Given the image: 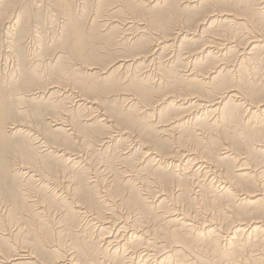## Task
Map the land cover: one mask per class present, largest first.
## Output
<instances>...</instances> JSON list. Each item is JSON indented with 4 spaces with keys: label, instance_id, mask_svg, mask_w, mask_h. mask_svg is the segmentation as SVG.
I'll return each instance as SVG.
<instances>
[{
    "label": "bare ground",
    "instance_id": "1",
    "mask_svg": "<svg viewBox=\"0 0 264 264\" xmlns=\"http://www.w3.org/2000/svg\"><path fill=\"white\" fill-rule=\"evenodd\" d=\"M149 4L160 5L163 13H159L156 26L147 18L143 26L135 24L139 31L132 36L140 45L138 50L127 49V45L133 44L129 39L128 44L123 42L126 44L123 51L121 46L116 56L111 53L109 67L92 63L87 68L90 73L81 74H105V80L124 86L123 77L131 71L137 72L139 65L156 66V71L145 70L143 76L140 73L138 82L131 79L136 90L127 88L129 92L124 91V96L119 97L124 102L133 101L128 105L131 108L123 112L126 115L124 125L113 111L103 108L102 102L91 96L101 108L95 109L100 112L98 116L91 113L92 116L85 119L86 122L94 119L101 129L94 135L91 136L93 132L82 134L87 124L77 120L80 117L77 114V117L70 116L71 128L49 130L63 139L55 136L49 141L43 136V142L36 141L37 145L43 143L38 146L34 138L25 139L31 148L24 151L23 163L15 167V172L21 171L31 184L39 183L33 192L34 188H26L21 180L17 189L20 193L26 191L25 196L22 201H13L8 209V215H16L14 207L21 211L25 207L23 203L28 205V213L22 212L26 216L19 217L30 221L27 238H22L19 244L15 241L24 230L23 224L22 227L18 225L17 215L9 216L8 222L6 216L5 221L0 215V256L5 264H20L21 260L32 259L37 254L39 258L40 255L48 258L50 264H264V159L260 158L264 157V81L255 79L258 70L264 67V29L250 25L257 11L264 14V0H149ZM194 8L200 9L198 19L183 20L182 16H177L174 19L180 18L177 23L170 24V14H175L172 10ZM108 20L106 26L110 25ZM133 21H128V25ZM260 22H264V16ZM132 24L121 28L124 30L121 40H127L126 35L133 33L130 32ZM151 27L157 30L151 31ZM110 29L111 32L107 30L108 39L120 41L117 37L121 32L119 27L111 26ZM75 39L77 46L83 45L82 37ZM197 39L202 43L187 51L181 70L172 69L174 63L181 60H178L180 55L176 56L180 52L169 62L168 71L157 67V60L168 45L179 51L186 49L187 44L193 45ZM122 41L118 43L121 45ZM231 54L238 55V59L230 62ZM156 77L159 87L169 89L160 96L155 85L148 82ZM54 88H60L59 84L45 86L39 92L47 94L53 89L51 94H55ZM152 91H156V95L152 96ZM182 92L184 96L173 95ZM80 96L79 107L93 109L87 104L90 95ZM189 100H194L191 101L193 110L170 116L168 110H179ZM139 105L145 112L135 118L131 115ZM153 105L157 108H152ZM62 113L65 114V110ZM62 113H52L51 120L64 118ZM143 121L145 125L142 126ZM5 129L0 124V141ZM153 132L158 135L151 136ZM118 137H125L131 147L136 144L139 148L119 155L121 166L114 171L110 165L102 164L98 168L90 163L91 153L85 156L78 145L94 139L90 143L92 146L99 144L101 150L110 149L123 143ZM40 147L56 155L51 154L48 157L52 158L47 160L48 157L39 154ZM138 152L143 156L136 158ZM134 158L136 161L142 159L136 162V167L131 164ZM85 160L87 165H81ZM60 162H64L66 168L60 166ZM142 166L151 167V174L144 178L147 184L136 173ZM173 167L175 169L171 170ZM117 176L121 180L115 184ZM127 183L130 185L126 186ZM49 189V195L58 199L62 207L60 221H54L50 207L40 204L41 208L34 210L29 200H23L37 194V203L40 199L46 201L48 197H44L42 191ZM164 200L170 202L171 207L157 211ZM153 209L157 212H152ZM219 210L226 214L221 220L216 214ZM69 216L80 219L76 223L79 225L86 220L89 227L96 230L92 245L79 233L71 235L68 247L69 242L66 244L60 228L66 227ZM227 218L237 219L230 233L225 230ZM14 224L18 228L11 235L6 230ZM69 224L66 228L70 230L76 225ZM1 246L5 247L6 256ZM39 260L24 263L47 262Z\"/></svg>",
    "mask_w": 264,
    "mask_h": 264
},
{
    "label": "rangeland",
    "instance_id": "2",
    "mask_svg": "<svg viewBox=\"0 0 264 264\" xmlns=\"http://www.w3.org/2000/svg\"><path fill=\"white\" fill-rule=\"evenodd\" d=\"M162 11L163 9L160 7V5L154 6V4H149V0H0V124L2 126V129L3 127L6 128L5 131L7 132H4V137L2 138L3 140L0 141V215L3 217V219L4 216H6L5 218L7 219V222L8 217H11V215L13 217L17 215L18 217L16 216V219L20 220L19 217H21L22 214V216L25 217L26 215H24V213H28L29 210L28 205L23 203L25 207H22L21 211L17 210V208L14 207L13 211H16L17 214L14 215L15 213H11V215H8V209L12 205V202L17 199L19 201H22L23 195L25 196L26 191L20 193V191H18L17 189V185L20 184L19 182L21 180L24 181L23 184H26V188H34L32 190L33 192L35 190V187L39 183V181H35V183L31 184L30 181H26L28 180V177H26L21 171L20 173L15 172V167L19 168L20 164L23 163L25 157L24 153H26L24 151H27L31 148L27 141H25V139L28 140L30 138H34L35 142H38L40 140H42L43 142V136L47 137L49 141L55 136L59 137L57 139H63L62 136L52 135L50 133L51 131L49 132V130L57 127H64L66 129L71 128L72 120H70V116L77 117V114H79L78 116H80L77 118V120H82L83 123L85 122L84 124H87L86 126L84 125L86 128H83L82 134L93 132L91 136L94 135V132H98L101 129L97 128L98 124L94 119L87 122L85 119L90 118L92 116L91 113H94L93 116H98L100 112L97 110H101V108L99 107V104L94 103L97 101H95V99H93L91 96L100 100L102 102L101 104L103 108H109L111 111H113L117 115L118 120L124 125L126 115L123 114L129 110L127 108H131L128 105H131V102L133 101H130L129 99V101L124 102L121 101L119 97L124 96L123 92L128 91L126 90L127 88L136 90V84L133 83L131 79H134L135 82H138L140 80V75L142 74L143 76V74H145V70L148 71L151 69L156 71V66L152 64L150 65L151 67L149 65L147 66L146 64L139 65L140 67L136 70L139 73L131 71L129 72V75L126 74L128 76H121L123 77L124 81L126 80L125 82H123L124 86H118V83L115 84L107 79L105 80V74H99L95 76H81V74H87L90 71L87 70V68L92 66V63H98L99 65L101 64L104 67H109L110 65H108V63L113 58V55L116 56V54H118L117 50L119 49V47L122 46V51L124 47L126 48V44H123V42L125 43V41L127 44L130 41V43L133 42L132 45H127V49L136 52L140 46L138 43H135V38H133L132 36L135 33L137 34L139 31L138 28H136V25H139L140 27L143 26L142 22L146 23L147 20L144 18H147L149 19L151 25L154 24V26H156L159 21L158 15L159 13H163ZM172 11L175 12V14H170L169 12H167V14H170L171 16L170 21L172 22H170V24L177 23L176 21L180 19L179 18L178 20H174L177 16H182L181 19L183 20L198 19V17L201 16L199 14V8ZM262 14V12L257 11V16L251 18L250 25H255L260 29H264V22H260L261 17L264 16V14ZM129 17L132 19H130ZM106 18L107 20L109 19V26H106ZM120 18H126L123 20L124 23L122 20H120ZM136 18L138 19L136 20ZM130 20H134L132 22L134 24H131L133 27H135H132L131 31L129 30L133 33L127 34V40L122 39V41L120 37L122 36V32L124 30L121 28H127L128 26H131V24L128 25V21ZM118 22L121 23L119 24ZM125 23L127 24L125 25ZM166 25H168V23ZM111 26L119 27L118 31L121 32L118 33L120 34V36L118 35L117 37L120 41H122L121 45L120 43H118L120 41L116 42L117 38H115L114 40L108 39V36L110 34L108 33V31L110 30L111 32ZM107 28H109V30ZM150 29L151 31L157 30L154 27H151ZM193 32H198V29L193 30ZM207 33L212 34L211 32H206V34ZM135 36L137 37V35ZM80 37H82V40L84 42L82 43L83 45L77 46L75 38ZM195 38H197V36ZM200 43H202L201 39H197L193 45L187 44L186 49L184 47L179 51L175 46L168 45V47L160 55V59L157 60V67H159L160 69L162 68L164 72L168 71L170 66L169 62L178 52H180L176 56L179 57L180 55L178 60H181L174 63L175 65L172 66V69H175L177 71H179V69L181 70L183 68L182 65H184L182 58L188 55V50L198 48ZM172 50L175 52H173ZM112 52L113 55H111ZM232 55L233 54L230 55V62L238 59V55ZM163 70H161L162 73H164ZM36 74L38 75V77H36ZM132 75L134 78L132 77ZM135 75H137V77ZM256 75L257 77H255V79L257 80V82H263L264 67L260 68ZM157 80L158 78L156 77L151 78V80L148 81L151 86L155 85L156 87L157 92L152 91V96H154V92H156L157 94L159 93L158 95L160 96V94L162 95L166 93L167 90L169 91V89L165 86L159 87L160 81ZM56 84H59L60 88H54V90L57 91V93L55 94H51L53 89H50L51 92H48L47 94L44 92H39V89L45 88V86L50 87ZM157 86L160 89L157 88ZM196 90H198V88H196ZM83 93L90 95V99L88 100L87 104L88 106L93 107V109L89 110L84 106L79 107V104L82 103L81 101H79V99L81 98L80 95ZM173 95L184 96L185 92H182L181 95H179V93H173ZM129 96L130 95H126V97ZM141 98L144 99L142 96ZM178 98L183 99L184 97ZM191 101L194 100H189L188 102L184 103L179 110H168L170 116H173L175 115V113L180 111L193 110L194 106H192ZM91 102H93L94 104H91ZM152 108L156 109L157 106L153 105ZM95 109L97 110L95 111ZM64 110L65 114L62 113L64 112ZM66 110L68 111L66 112ZM143 110V106L139 105V109L136 110V112L139 114L134 112L131 116L138 118V116H141L145 112ZM117 111H120L121 113H118ZM54 112H61L64 118L55 120L56 118L53 117L54 119L51 120L52 113ZM144 121L141 122L142 126L145 125L146 121ZM20 124H23L25 126H19ZM51 124H54V126H52ZM11 125H18L19 127L17 126L16 129H11ZM146 129L148 128L146 127ZM68 132L70 133L71 130H69ZM154 135L158 134L153 132L151 136ZM71 136H73L74 139L77 138L74 134H71ZM118 139L123 143H117L115 147L113 146L112 148L110 147V149L107 148L104 150H101L102 145L96 144V146L94 147L90 144L92 143L91 140L94 139H91L88 143H78V145L83 150L82 153L85 154V156L91 153L89 157L90 163H93V165L98 168L102 164H107L112 166L114 171V169L117 170V168H120L121 166V164L119 163V155L127 152L130 149L134 150V148L136 147L139 148L136 144H133V146L131 147V143L129 142L128 144V142L125 141V137H118ZM37 142L35 146H38L40 144L39 143L37 145ZM42 144L43 143H41L40 145ZM42 149L45 148L40 147L39 149V154L42 157H48L51 154H55L49 152L48 150H45L44 152ZM168 149L171 150L170 148ZM145 150L146 149L144 148V151ZM141 154L142 152H138L135 157L140 158L143 156ZM173 156L177 155L174 154ZM50 158L52 157H48L47 160H50ZM260 158L264 159V157ZM136 160L137 159L135 158L133 159L134 162L132 161L131 163L132 167H136V162H139L142 159H139L138 161ZM16 164H18L19 166ZM58 164L60 166L64 165L65 167L62 166L63 168H66L67 166L64 162H60ZM81 165L86 166L87 161H83ZM71 169L74 170V167L72 166ZM172 169L175 168L173 167L171 168V170ZM178 169H180V167H178ZM150 172L151 167L142 166L141 169H138V172L136 173L139 179L144 180L147 184L144 178L145 175L151 174ZM119 177L120 176L116 177L117 182L115 184H117L119 180H121ZM129 185L130 184L127 183L126 186ZM118 186L115 188H118ZM123 188L124 190H126L125 186ZM48 192L51 193V189H49L48 191H42V195L44 197H48L46 201L40 199V202L37 203V198H39L37 194H35L36 196L34 194L31 196H27L28 199L23 200H29L30 204L33 205L32 207L34 210H39V208H41L40 204L45 205L46 207H50V212L53 211L51 213V216L55 219L54 221H60L62 215V207L59 206L60 202L55 197L50 196ZM174 193L175 191L173 190L172 197ZM133 196L139 199V195L135 192H133ZM166 201L167 200H164L162 202V205L156 208V210H167V207H171V205H169L170 202ZM185 201L187 202V199H185ZM157 211H154L153 209L152 212ZM216 214L220 220L223 219V217L226 215L225 213H223V210H219ZM6 219L4 220L6 221ZM79 220L80 219H78L77 217L69 216V218L65 221L66 227L70 225L69 223L76 224ZM236 220L237 219L234 220L232 218H227L224 220V224L226 227L225 230L227 229V233H230L232 231V227L236 224ZM18 223H20L18 225L23 224V227L22 225L21 227L24 228V230L20 233V238L18 237L20 240L18 238H16L15 240L19 244V242L22 241V238H27V236H29L28 233L31 226L30 221L24 220L23 217ZM81 223V226L79 224H76L73 226V228H71V230L67 229L65 226L60 228V230L62 229V232L65 235L66 244H68L69 242V248L71 246L70 242L72 241V234L80 233L81 236L84 235L90 245H92L94 242V234L96 233V230L92 227H89V225L86 223V220H82ZM59 224L60 223L56 224V226L58 227ZM10 226L7 227L6 231L11 233V235H14V233L16 232L15 230H17L16 228H18V226L15 224L11 227ZM82 226L85 228V231ZM74 228L78 231L74 230ZM235 230H233V232ZM1 249L3 250L2 252L5 253L4 255H2L6 256L7 251L5 247L1 246ZM38 256L39 255L37 254L35 255L36 258L34 257L32 259L21 260L22 263L20 262V264H26L24 262L34 263L35 259L37 258L41 261H47L45 263L41 262V264H50L48 258L42 255H40V258ZM2 259L3 258L0 256V264H5L4 262H2Z\"/></svg>",
    "mask_w": 264,
    "mask_h": 264
}]
</instances>
